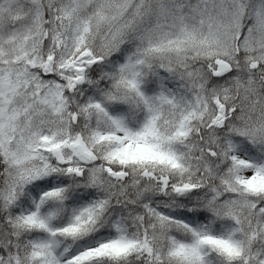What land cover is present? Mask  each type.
Instances as JSON below:
<instances>
[{
  "label": "snow or ice",
  "instance_id": "obj_1",
  "mask_svg": "<svg viewBox=\"0 0 264 264\" xmlns=\"http://www.w3.org/2000/svg\"><path fill=\"white\" fill-rule=\"evenodd\" d=\"M0 264H264V0H0Z\"/></svg>",
  "mask_w": 264,
  "mask_h": 264
}]
</instances>
